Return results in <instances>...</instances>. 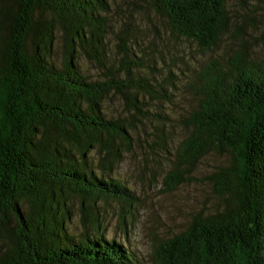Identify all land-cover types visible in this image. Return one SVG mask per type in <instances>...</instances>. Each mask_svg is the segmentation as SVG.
I'll list each match as a JSON object with an SVG mask.
<instances>
[{"label":"trees","instance_id":"trees-1","mask_svg":"<svg viewBox=\"0 0 264 264\" xmlns=\"http://www.w3.org/2000/svg\"><path fill=\"white\" fill-rule=\"evenodd\" d=\"M141 1L200 50L222 37L240 40L186 81L193 105L163 183L172 190L205 154L228 153L232 161L207 177L224 205L152 240L151 264H264V54L232 28L225 0ZM108 11L107 0H0V264H134L104 239L96 211L78 237L63 226L68 198L82 211L99 198L130 203L127 189L101 171L131 151L137 125L159 122L150 104L169 96L143 71L149 66L130 27L115 29ZM80 59L99 75L88 79ZM112 98L123 113L107 116Z\"/></svg>","mask_w":264,"mask_h":264},{"label":"rangeland","instance_id":"rangeland-1","mask_svg":"<svg viewBox=\"0 0 264 264\" xmlns=\"http://www.w3.org/2000/svg\"><path fill=\"white\" fill-rule=\"evenodd\" d=\"M107 1L108 15L115 29L127 23L133 33V42L147 60L149 68L145 67L143 71L166 87L164 93L169 96L157 97L150 104L153 113L160 115L159 122L152 121L149 126L137 125L132 132L131 151L122 154L109 169L101 171L127 189L132 197L130 203L99 198L94 201L93 209L86 206L82 211L77 199L68 198L65 202L69 215L63 226L68 236L78 237L86 227V217L96 211L99 232L104 239H112L128 250L134 264H151L152 240L171 237L183 230L194 214L220 210L224 205L221 195L207 177L232 161L228 153L210 151L205 154L193 169L183 171L182 181L172 190H165L163 183L174 146L184 133L182 119L193 105L192 91L186 81H192L196 69L206 61L216 59L221 62L224 57L220 56L228 54L231 49L236 50L240 40L222 37L211 50H200L194 42L171 33L164 18L145 8L144 1ZM225 5L232 28H241L247 48L257 56L264 54V0H225ZM110 44L115 54L111 39ZM60 56V45L55 42L53 57L58 61ZM79 63L88 79L99 75L85 60L80 59ZM153 88L156 89V85ZM105 106L107 116L123 113L117 98L108 100ZM161 122L165 142L159 143ZM89 158L94 165L96 158L92 152Z\"/></svg>","mask_w":264,"mask_h":264}]
</instances>
